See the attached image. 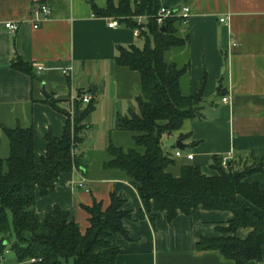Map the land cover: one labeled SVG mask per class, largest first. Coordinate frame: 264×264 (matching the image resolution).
<instances>
[{
  "label": "crops",
  "instance_id": "crops-1",
  "mask_svg": "<svg viewBox=\"0 0 264 264\" xmlns=\"http://www.w3.org/2000/svg\"><path fill=\"white\" fill-rule=\"evenodd\" d=\"M120 1L0 0V160L10 154L3 128L32 127L34 159L39 164L47 150V134L61 138L76 109L87 107L73 99L79 92H89L94 105L81 123L82 142L76 150L81 170L63 174L62 184L46 197L37 192L35 213L43 217L58 207L85 232L90 217L83 207L97 202L105 210L115 194L131 215L122 221L127 237H115L119 250L115 264H235L218 251L197 249L199 238L234 236L224 231L233 219L231 212L198 208L191 215L179 212L173 221L166 213L151 220L139 199L140 185L121 171L104 168L110 141L121 145L124 137L115 131L116 122L131 110L137 112L141 87L140 74L117 65L116 58L122 49L137 47L149 19L99 14ZM159 4V8L190 9L179 26L180 36H188L184 57L179 55L189 66L183 83L188 94L203 88L202 119L184 121L168 136L174 143L165 145L161 139L163 151L174 160L167 172L178 178L182 168L196 165L205 175H214L209 168L213 156L240 168L242 163H253L264 170V0H159ZM40 6L51 13L34 29L33 11ZM128 19L136 27L126 24ZM113 20L118 26L110 29ZM7 23L18 29L10 33L3 27ZM15 56L29 64L31 75L11 69ZM179 140L184 148H177ZM191 154L192 161L187 159ZM81 180L86 189L77 186ZM244 182L264 191V173H253ZM240 201L264 219L263 211ZM251 232L240 228L235 236L245 240ZM261 254V261L246 264H264V244ZM3 257L0 264L22 263L15 255Z\"/></svg>",
  "mask_w": 264,
  "mask_h": 264
},
{
  "label": "trees",
  "instance_id": "trees-1",
  "mask_svg": "<svg viewBox=\"0 0 264 264\" xmlns=\"http://www.w3.org/2000/svg\"><path fill=\"white\" fill-rule=\"evenodd\" d=\"M159 6V0H121L117 7L109 5L99 11L108 17L149 18L140 34L145 39L144 47L122 49L116 58L117 65L140 74L137 112L131 110L128 116L118 118L115 125L116 132L130 136L133 147L125 150L111 140L107 150L110 160L104 168L121 171L128 180L140 185L139 199L151 220L166 213L168 220L173 221L179 212L191 215L198 208L231 212L233 219L224 231L234 236L199 238L197 249L218 251L235 264L261 261L264 219L240 199L264 212V191L255 183L244 182L253 173H264L263 166L242 163L238 169V164L229 162L224 168L223 158L213 156L209 168L214 175H205L196 165L182 168L178 178L167 172L174 160L163 151L162 136L172 135L186 120L202 119L203 88L195 94L186 93L183 78L189 66L188 62L181 65L179 55L187 47L188 36H180L179 19H167L161 26L155 23ZM125 23L136 27L131 19ZM10 67L32 74L29 64L18 56ZM93 105L91 100L83 110L76 109L73 126L68 122L61 138L47 134V150L39 164L34 159L32 127L3 128L10 154L0 160V258L10 248L18 262L67 264L71 260L72 264H115L119 255L115 237H127L122 221L131 217L123 210L124 200L111 194L105 210L97 202L83 207L90 217L85 232L80 231L67 211L58 207L43 217L34 210L37 192L46 197L62 184L63 174L75 168L81 170L80 158L71 152L74 144L82 142L81 123ZM240 228L252 229L245 240L235 236Z\"/></svg>",
  "mask_w": 264,
  "mask_h": 264
},
{
  "label": "built area",
  "instance_id": "built-area-1",
  "mask_svg": "<svg viewBox=\"0 0 264 264\" xmlns=\"http://www.w3.org/2000/svg\"><path fill=\"white\" fill-rule=\"evenodd\" d=\"M190 9L188 7L183 8L181 10H174V9H169V8H164V7H160L157 15L154 18L155 23H157L158 25H163V22L167 19H172V18H176L181 20L182 22H185L187 19V15L189 14ZM34 16H35V21L32 24V27H34V29H38L39 28V24L41 21L42 17H47L48 15H50V11L46 6H40L39 8L35 9L34 11ZM220 23L222 24H226V20L225 19H220L219 20ZM110 29H113L114 27H117L118 24L116 23L115 20H113L111 23L108 24ZM3 27L8 30L10 33H14L18 28L17 24L15 23H7L4 24ZM134 35L138 36L139 35V30L134 31ZM39 70H41L39 68ZM78 102H80L82 105H87L91 102L92 97L90 95L89 92H87L86 94H82L80 96H76L75 99ZM228 101L227 98H224L222 100V102L226 103ZM78 145L74 144L73 149H72V155L76 154V150H77ZM176 156H180L179 152L176 153ZM187 159L192 161L193 159V155H189L187 156ZM229 159H222L221 162V166L226 168V165L228 163ZM84 181L81 180L77 183V186L81 189H86L85 185H84ZM88 192V191H87ZM31 264H33L35 262V260H30L29 261Z\"/></svg>",
  "mask_w": 264,
  "mask_h": 264
},
{
  "label": "rangeland",
  "instance_id": "rangeland-1",
  "mask_svg": "<svg viewBox=\"0 0 264 264\" xmlns=\"http://www.w3.org/2000/svg\"><path fill=\"white\" fill-rule=\"evenodd\" d=\"M144 44H145V39L143 38V39H137V47L138 48H143L144 47ZM184 49H181L180 51V53H182V56L184 55L183 54V51ZM184 57V56H183ZM180 63H181V65H183L184 64V62H183V60H180ZM74 123V119L71 121V124H73ZM122 136H124L123 137V139L121 140L122 142H121V145L124 147V149L125 150H128L129 148H132L133 147V141H131L130 140V136L129 135H126V134H123ZM162 140H164L165 142V145L169 142V143H174L173 142V140H172V138L171 137H168L166 134L165 135H163L162 136ZM116 142V141H115ZM117 143V142H116ZM173 146H175V144H173L172 145V147ZM109 160H110V158H109ZM238 169L240 168V167H237ZM9 255H14V253H13V251L9 248L8 249V251L7 252H5L4 253V257H3V259L4 258H6L7 256H9ZM24 263H27V264H31L30 262H28V261H24V262H22L21 264H24ZM73 263V261H71V260H68V262H67V264H72Z\"/></svg>",
  "mask_w": 264,
  "mask_h": 264
},
{
  "label": "water",
  "instance_id": "water-1",
  "mask_svg": "<svg viewBox=\"0 0 264 264\" xmlns=\"http://www.w3.org/2000/svg\"><path fill=\"white\" fill-rule=\"evenodd\" d=\"M91 1H92V0H91ZM43 92H44V95H45L46 97H48V95H46L44 89H43ZM176 145H177V148H184V146L182 145V142H181L180 140L177 142Z\"/></svg>",
  "mask_w": 264,
  "mask_h": 264
}]
</instances>
